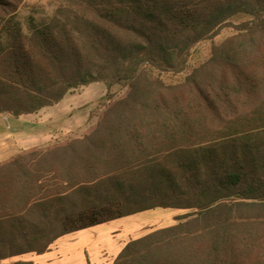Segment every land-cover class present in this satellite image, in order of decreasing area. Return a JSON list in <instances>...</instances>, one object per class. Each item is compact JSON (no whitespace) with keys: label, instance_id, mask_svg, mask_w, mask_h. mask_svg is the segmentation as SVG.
I'll return each mask as SVG.
<instances>
[{"label":"trees","instance_id":"1","mask_svg":"<svg viewBox=\"0 0 264 264\" xmlns=\"http://www.w3.org/2000/svg\"><path fill=\"white\" fill-rule=\"evenodd\" d=\"M64 1L61 24L24 26L25 0H0V114H36L94 82L130 90L91 135L0 166V262L163 208L193 213L129 242L114 264H264V144L221 150L264 139V109L212 127L221 103L264 96V0ZM240 14L252 19L214 47L210 73L162 79Z\"/></svg>","mask_w":264,"mask_h":264},{"label":"rangeland","instance_id":"2","mask_svg":"<svg viewBox=\"0 0 264 264\" xmlns=\"http://www.w3.org/2000/svg\"><path fill=\"white\" fill-rule=\"evenodd\" d=\"M68 9L67 3L64 0H25L18 17L24 26L28 25L31 18H34L39 25L50 24L56 26L66 20V16L69 15ZM251 19L250 16L243 14L232 18L229 21L230 24L225 26L214 39L200 41L192 48L188 58L187 68L183 73L164 74L162 75V79L167 84L179 86L183 85L187 78L196 70L205 67L203 74L210 73L214 68L212 64L210 65L214 47H226L232 38L239 37L240 34L237 26ZM262 48L264 49V45H262ZM259 49H261V46H259ZM129 90L128 86L122 85H115L109 90L104 82H94L90 85L72 90L57 105L45 108L32 116L23 117L21 122L12 124V128L8 126L7 129H12L13 131L22 130V137L24 139L32 132L29 140L34 142L27 143V146L31 147L34 144H37V146L29 150L23 149L15 158L36 149H52L91 135L99 124L102 123L107 109L115 102L125 98ZM262 108L264 109L263 95H261L260 99L253 102L245 98L238 104L234 103V107L222 106L221 103L219 112L220 117L223 118L216 125H212V127L214 129H223L231 117L251 113ZM252 135L249 138L239 141L231 139V143H227L221 150H226L229 154L233 152L243 153L248 148L255 149L257 146L264 144L262 137ZM192 213L193 211L190 210L163 208L150 210L119 221L115 229L106 235L115 245H119L120 243L122 247L125 246V243L128 244L156 230L178 225L182 222L178 220L179 217ZM79 235L70 234L64 236L52 246L50 252L62 256V254L72 251L71 249L77 243L76 238L80 237ZM99 243L101 245V242ZM104 246L99 247L102 249L103 255L110 256L107 244ZM36 257L37 254L32 253L4 262L2 261L0 264H34L33 260Z\"/></svg>","mask_w":264,"mask_h":264},{"label":"crops","instance_id":"3","mask_svg":"<svg viewBox=\"0 0 264 264\" xmlns=\"http://www.w3.org/2000/svg\"><path fill=\"white\" fill-rule=\"evenodd\" d=\"M32 115L34 114L14 118L8 115L0 114V166L10 162L17 156V154L21 153L23 149L29 150L37 146V144H34V146L31 147L27 146V143L34 142L29 140L32 132H30L27 138L24 139V137H22V130L13 131L12 129H7L8 126L12 128V124H18V122H21L23 117ZM125 218L92 227L80 232L72 233L80 234V237L76 238L77 243L71 249L72 251L64 253L62 256L50 252L52 246L58 240H60V238L50 247L48 252L41 255L37 254V257L33 260V262L34 264H114L116 258L120 255L127 244L124 242L125 246L122 247L120 243L119 245H115L112 240H109L106 234L110 233L111 230H114L116 224ZM99 242H101V245ZM106 244L108 246V252L110 253V256L103 255V252L101 251L102 249L99 248L105 247L104 245ZM11 259L12 258L7 260Z\"/></svg>","mask_w":264,"mask_h":264}]
</instances>
